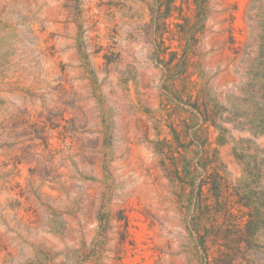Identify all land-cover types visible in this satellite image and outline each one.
I'll use <instances>...</instances> for the list:
<instances>
[{
    "label": "rangeland",
    "instance_id": "rangeland-1",
    "mask_svg": "<svg viewBox=\"0 0 264 264\" xmlns=\"http://www.w3.org/2000/svg\"><path fill=\"white\" fill-rule=\"evenodd\" d=\"M0 0V264H264V0Z\"/></svg>",
    "mask_w": 264,
    "mask_h": 264
},
{
    "label": "trees",
    "instance_id": "trees-1",
    "mask_svg": "<svg viewBox=\"0 0 264 264\" xmlns=\"http://www.w3.org/2000/svg\"><path fill=\"white\" fill-rule=\"evenodd\" d=\"M171 2H172V0H169V4H168V7H170V6H171Z\"/></svg>",
    "mask_w": 264,
    "mask_h": 264
}]
</instances>
